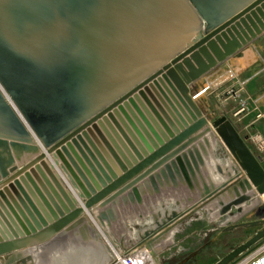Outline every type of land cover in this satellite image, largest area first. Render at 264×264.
<instances>
[{"label":"water","instance_id":"water-1","mask_svg":"<svg viewBox=\"0 0 264 264\" xmlns=\"http://www.w3.org/2000/svg\"><path fill=\"white\" fill-rule=\"evenodd\" d=\"M263 33L264 0H0V258L32 264L35 247L81 242L91 210L110 226L151 187L181 172L190 182L204 161L194 145L212 130L264 196L261 158L227 117L210 125L188 89ZM219 193L207 187L203 201ZM253 201L238 194L222 212L241 219ZM257 216L229 229L257 232L215 264L264 241Z\"/></svg>","mask_w":264,"mask_h":264},{"label":"rangeland","instance_id":"rangeland-1","mask_svg":"<svg viewBox=\"0 0 264 264\" xmlns=\"http://www.w3.org/2000/svg\"><path fill=\"white\" fill-rule=\"evenodd\" d=\"M209 75H211V72H209L207 76ZM220 76L221 77L218 78V80L220 79L219 81L217 80L215 82L212 80L213 82H211V84L201 79L200 81L202 82H199L200 85L196 84L191 89L192 94L195 92L199 93V91L200 94L202 93L195 101L203 115L209 120L210 125H212V122L222 117V115H231L235 108L239 110L243 108L242 106H236L233 102L225 101V99L236 97L239 89H237V87L232 89V87H230L231 83L222 86V74ZM223 92L225 93L224 96H222ZM214 132L216 133L215 130ZM213 133L205 134V136L198 139L194 145V149L201 153L204 161L203 165L200 164V171H197L191 162L194 175L189 172L190 182L181 172L179 176H176L177 183H173L171 179H169L167 182L169 185H158L159 190H155L151 187L149 191L146 190V200L143 198L141 203L136 202L132 206L130 204L127 206L122 205L120 207V209L122 208L121 212H116L118 214L116 220L112 222L110 226L106 224V228L102 227L100 221H97L99 223V229L96 228L93 222L88 221V224L91 223V226L86 236L82 235L84 232H81L73 237L81 241L77 244L75 242L74 245L76 246H71L74 251H71V247L68 246L69 240H65L66 237L63 238L64 240H60V247L63 249L61 251V254H63L61 257L64 262L62 264H71L70 261H67L70 257L72 260H79L77 264H101L103 260H98L101 251L99 248L100 246H104L105 250L112 255L114 264H117V259L114 257V254H117L116 251L120 253L122 257H126L131 253L134 257L135 264H215L233 249L249 239L256 232V228H243L235 231H229V229L234 224L255 221L261 218L257 216L259 213L264 217V203L257 202V207H254V201L252 204L248 203V210L252 212H250L248 216L232 222L230 225L224 224L227 215H224L223 212H221V215L217 218H213L212 214L211 216L207 211L202 210V205L178 220L177 224L174 225L171 230L167 231V233L165 232L159 235L160 237L157 236L143 247L140 246L141 249H136V246L140 243V239L142 238L143 240L145 238L144 231H149L151 229L156 230L158 228V223L156 224V222L162 220L164 214L170 215L173 213L179 215V212H183L188 207L196 204V202L201 199L202 194L203 196L205 195L207 187L213 189L221 186L219 182L215 180L212 170L208 169L209 165L206 162L207 158L210 157L215 159L224 157V151L219 145V136L217 134H215L217 136H214ZM245 138L248 141L247 136H245ZM220 174L221 176L222 174H224V176H229L227 171H224V173L220 172ZM238 181L239 180H234L228 189L223 192H228V190H230L229 188L233 186L240 189V185L237 187ZM223 192L220 191V193L216 195V197H219H217V199H214V197L208 202V205L214 203L219 205L221 203L219 200H221ZM237 193L238 192L233 193L236 194V196L230 199L231 201L237 198ZM230 202L224 203L223 206H226ZM196 211L199 212L196 213ZM231 214H237V211L233 209ZM173 230L174 234H172ZM177 230L180 231L176 232ZM93 231H95V234ZM99 235L100 237H96ZM81 244L82 248L80 249ZM263 245L264 241L255 247L256 250ZM255 248L232 264H241V261L250 256ZM46 250L47 249L43 248L40 250V253H31V256L33 258L35 255L39 256L41 264H47L49 262L53 264L52 258L48 257V252ZM72 253L76 258L71 256Z\"/></svg>","mask_w":264,"mask_h":264},{"label":"crops","instance_id":"crops-1","mask_svg":"<svg viewBox=\"0 0 264 264\" xmlns=\"http://www.w3.org/2000/svg\"><path fill=\"white\" fill-rule=\"evenodd\" d=\"M221 74H222V86H226L227 84L229 85L231 83L230 87H232V89H235V87L239 89V92L236 95V97L225 99V101L233 102L236 106L243 107L240 110L235 108L231 115H222V117H227L232 122V124L234 125V127L236 128L237 132L240 134L241 137L245 138V136H247L248 146L257 157L261 158L262 160L261 164L264 168V33L261 36H258L257 39L253 40L252 43L248 44L242 50L228 57L224 62L219 64V66L215 68L214 71L213 70L211 71V75L209 76L206 75L204 76V78L201 79L211 84V82L213 81L216 82L218 78L221 77L220 76ZM200 80L188 86V89L190 91V96L192 97L195 103H196L195 100L202 93L200 94L199 91V93L195 92L194 94H192L191 89L196 84L200 85L199 82H202ZM224 92L222 93V96L225 95ZM50 158L51 157H47L45 159V162L49 166H51L54 163V161H52V159ZM34 159L28 162V164H26L25 166L29 167L35 161ZM20 169H25V167ZM20 169L18 170V172L13 174V176L17 175ZM53 172L56 175V177L59 179L61 185L70 195L71 199L77 203V206L78 207L83 206L84 200L80 199L78 191L76 190V188L74 187L73 183L70 181L68 176L62 171L66 175L67 177L66 178L65 175L60 171V168L58 166H55ZM143 198L144 200H146L145 195ZM129 204L131 206L134 205L131 202H129ZM121 209L116 208V211L120 213ZM84 217H87L88 219L87 221L92 222L91 219L89 220V217L86 214L84 215ZM89 225L91 226V223H89ZM60 246H61L60 242L57 243L53 242L52 244L48 243L43 245L42 247L39 248L35 247L33 249L35 251L34 253L37 252L40 253V250L43 248L47 249L46 251L48 252V257L52 258L50 259L53 261V264H57L56 260H60V259L62 260V257L59 258L56 256L58 255L57 253L58 249L62 248ZM263 249H264V245L261 248H258L257 250L255 248L250 256H248L245 260L241 261V264H246L250 258L256 257ZM10 257L11 256H6L4 258H1L0 264H7ZM14 257H16V255ZM17 257H18L17 262H14L13 264H22L21 263L22 258L19 256ZM33 259L34 262L32 264H37V263L40 264L39 257L35 256ZM50 263L51 262L47 264Z\"/></svg>","mask_w":264,"mask_h":264},{"label":"bare ground","instance_id":"bare-ground-1","mask_svg":"<svg viewBox=\"0 0 264 264\" xmlns=\"http://www.w3.org/2000/svg\"><path fill=\"white\" fill-rule=\"evenodd\" d=\"M214 132V130H212V133ZM214 134V136H217V135H215L216 133L214 132L213 133ZM211 136H213V135H211ZM218 140H219V145L222 147V150L224 151V157H222V158H207V163H208V165H209V170H212V174H214V176H215V180H217L218 182H219V184L221 185V186H219L217 189H219L220 188V191H222V186L223 185H225V184H231L234 180H239L238 181V185H237V187L240 185V189L239 188H236V187H230L229 189L230 190H228V192H223V194L221 195L222 196V198H221V200H219L221 203L219 204V205H217L216 203H214V204H212V205H208V202H210V200H212L214 197V199H217V197H219V196H214L212 199H210V200H207L206 202H204L203 201V198H204V196H203V194H202V196H201V199L200 200H198L197 202H196V204H194V205H192V206H190V207H188L186 210H184L183 212H179V215H177V214H173L172 212V214H164L163 215V219L162 220H159V221H157L156 222V224L158 223V227L160 226V225H166V224H169V223H171V226H169L168 228H166V229H164V230H160V231H158L157 229L155 230H153V229H151V230H147V231H144V236H145V238L142 240V238L140 239V243H138V246H136V249H141V247H143L145 244H147V243H149L150 241H152L154 238H156L157 236H159V235H162V234H164L165 232L167 233V231H169V230H171L173 227H174V225H176L177 224V221L178 220H180L181 218H183L184 216H186L188 213H190V212H192L193 210H195L196 208H199L200 206H202L203 205V207H202V210H205V211H207L208 212V214H212L213 215V218H217L218 216H220L221 215V212H222V208H224V203H227V202H230L231 200L230 199H233L235 196H236V194H233V193H236V192H238V194L239 195H247V196H250V197H252L253 198V200H254V205H252V206H254V207H257L258 205H257V202H261V203H264V196H262V197H260V198H257L256 199V197L254 198V196H255V189L254 188H252L251 190L248 188V185H251V183H250V181H249V179H248V177H247V175H246V173L243 171V169L240 167V165H239V163H238V161L235 159V157L231 154V152L228 150V148L224 145V143L222 142V140L218 137ZM221 151V150H220ZM46 153V152H45ZM223 154V153H222ZM48 157H51L50 159H52V161H54V159H53V156L52 155H48ZM61 164V163H60ZM59 168H60V171L62 172L63 171V169H62V166L60 165V166H58ZM224 171L226 172H228V174H229V176H230V178H229V176H224V174H222V176H221V174H220V172H222V173H224ZM64 172V171H63ZM62 172V173H63ZM65 173V172H64ZM63 173V174H64ZM66 174V173H65ZM64 174V175H65ZM67 175V174H66ZM66 175H65V177H66ZM68 176V175H67ZM64 177V176H63ZM67 178V177H66ZM243 178V179H242ZM65 179V178H64ZM67 181V180H66ZM68 182V181H67ZM72 187H73V185H72ZM230 191V192H229ZM237 194V195H238ZM257 201H256V200ZM257 205V206H256ZM251 206V207H252ZM240 207H242L243 209H246V211H247V207H246V205L244 204V205H242V206H240ZM120 208V207H119ZM168 208V207H167ZM214 210H213V209ZM172 209V208H171ZM259 209V208H258ZM177 210H178V208H177ZM211 211V212H210ZM101 211L100 210H97V209H93V210H91L90 212H89V215L87 214V216H89L90 218H91V221L93 222V224L94 225H96V228L98 227V229H99V220H98V215H99V213H100ZM199 211H196V213H198ZM211 215V216H212ZM229 215V216H228ZM242 216V214H231V213H228L227 214V219H226V221H225V225H230L232 222H234V221H237V220H239L240 219V217ZM175 217H177V218H175ZM175 218V219H174ZM98 221V222H97ZM165 221V222H164ZM102 225V224H101ZM224 225V226H225ZM103 228H106L105 226H102ZM154 231H157L156 232V234H154V235H152L153 237H151V239H150V237L148 236V235H150V234H152ZM180 230H177L176 232H179ZM101 232H102V230H101ZM172 234H174V230H173V232H172ZM103 235V234H102ZM108 236V235H107ZM143 236V237H144ZM160 237V236H159ZM110 238V237H109ZM142 240V241H141ZM110 241V240H109ZM136 241V240H135ZM113 244V243H112ZM170 244V243H169ZM114 246H115V243H114ZM141 246V247H140ZM101 251H100V256H98V260H100V261H102L101 262V264H114V259H113V257H112V255H110L109 254V252L108 251H106L105 250V247L103 246V247H101V249H100ZM144 251H146V250H144ZM151 251V250H150ZM116 253L117 254H114V257H115V259H117V264H125V262H124V257H122V255L120 254V253H118L117 251H116ZM152 253V252H151ZM33 254V253H32ZM36 256V255H35ZM71 256L72 257H74V258H76L75 256H73V253L71 254ZM143 256V255H142ZM37 257H39V256H37ZM137 257V256H136ZM147 258V257H146ZM153 258V257H152ZM36 259V258H35ZM139 259H141V258H139ZM144 259H145V257H144ZM150 260V259H149ZM149 260H147V261H149ZM67 261H70L71 262V264H77V263H79V260L77 261V259H73L72 260V258L70 257L69 259H67ZM138 261V260H137ZM64 261H62L61 259L60 260H56V263L57 264H62ZM66 262V261H65ZM69 262V263H70ZM40 264H41V261L39 262ZM99 263V262H98ZM137 263V262H136ZM38 264V263H37ZM100 264V263H99ZM259 264H264V262H261V263H259Z\"/></svg>","mask_w":264,"mask_h":264},{"label":"built area","instance_id":"built-area-1","mask_svg":"<svg viewBox=\"0 0 264 264\" xmlns=\"http://www.w3.org/2000/svg\"><path fill=\"white\" fill-rule=\"evenodd\" d=\"M256 257L250 258L246 264H259L264 262V249ZM124 262L125 264H135L133 255L130 253V255L124 257Z\"/></svg>","mask_w":264,"mask_h":264}]
</instances>
